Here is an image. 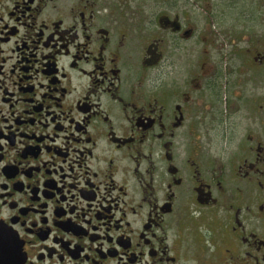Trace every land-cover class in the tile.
Instances as JSON below:
<instances>
[{"label":"flooded vegetation","instance_id":"flooded-vegetation-1","mask_svg":"<svg viewBox=\"0 0 264 264\" xmlns=\"http://www.w3.org/2000/svg\"><path fill=\"white\" fill-rule=\"evenodd\" d=\"M0 264H264V0H0Z\"/></svg>","mask_w":264,"mask_h":264}]
</instances>
